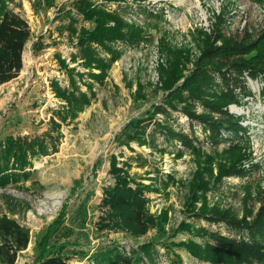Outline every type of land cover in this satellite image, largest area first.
Masks as SVG:
<instances>
[{
	"label": "rangeland",
	"instance_id": "obj_1",
	"mask_svg": "<svg viewBox=\"0 0 264 264\" xmlns=\"http://www.w3.org/2000/svg\"><path fill=\"white\" fill-rule=\"evenodd\" d=\"M9 6L27 20L31 39L23 51L21 71L0 86V140L10 134H40L51 130L53 120L61 124L58 151L35 159L26 180L0 189V214L12 215L29 231L28 245L17 253L14 264H34L40 238L53 226L47 245L51 250L58 248L68 257L69 264H96L91 255L100 249L116 246L129 254L143 243L152 246V264H215L198 258L184 246L173 244L193 240L202 246L205 243L219 246L213 235L248 241L249 235L241 227L222 219L209 220L202 214H190L189 204L194 171L198 164L206 165L209 156L213 160V173L203 175L208 183L203 193L208 207L217 204L220 209L229 210L234 220L252 222L264 205V76L261 73L250 77L244 72L238 82L229 80L239 102L228 105L234 122L219 119L222 125L217 135L200 123L190 122L180 110L168 108L170 114L165 117L157 114L159 121L187 135L200 157L179 140L160 132H156L154 146L132 142L129 147L123 139L130 119L151 104L161 102L165 92L160 88L158 64L167 62L170 50H181L189 57L184 71L187 74L207 47L219 45L222 40L236 44L254 42L264 31V0L111 3L109 8L125 21L141 27L144 37L138 44L117 41L120 57L111 64L102 83L94 82L96 96L90 105L69 123L53 114L60 101L52 92L50 80L67 85L54 53L59 52L68 60L70 53L76 51L75 38L70 40L63 28L68 21L66 11L71 9L79 19L77 27H92L93 22L81 20L72 8L73 0H12ZM38 38L44 47L34 51L33 42ZM101 55L106 56L102 51ZM213 82L214 91L225 87L219 75ZM139 84L143 86L141 89ZM194 105L198 113L204 111L198 102ZM218 117L214 115L215 119ZM152 129L151 124L147 131ZM235 145L243 152L235 166L238 172L216 180L218 163L229 165L232 156L228 149ZM137 153L141 155L138 159ZM143 159L146 163L141 167L139 162ZM166 174L175 181L170 182ZM118 176L122 177L119 181H128L133 187L153 182L151 191L140 193L149 199L146 207L152 216L166 210L163 226H147L143 233H136L125 224L119 225L121 219L112 214V208L101 204L106 196L104 190L111 189ZM197 195L202 194L198 191ZM201 203L202 199L196 201V208ZM181 223L191 228L183 230ZM177 227L180 229L175 232ZM0 264L4 263L0 261ZM240 264L264 262L252 260Z\"/></svg>",
	"mask_w": 264,
	"mask_h": 264
},
{
	"label": "trees",
	"instance_id": "obj_2",
	"mask_svg": "<svg viewBox=\"0 0 264 264\" xmlns=\"http://www.w3.org/2000/svg\"><path fill=\"white\" fill-rule=\"evenodd\" d=\"M123 1L73 0L72 8L75 13L82 21L93 22L92 27L85 25L77 27L79 19L71 9L66 11L68 21L63 28L67 31L70 40L75 38L76 51L70 53L68 60L59 52L54 53L59 69L66 76L67 85H60L56 79L50 80L52 92L60 101L53 114L62 122H73L95 98L94 82L102 83L111 64L121 55V50L115 46L117 41L138 44L143 39L144 31L141 27L125 21L114 9L109 8L111 3L120 4ZM11 2L12 0H0V86L17 77L21 71L23 51L26 43L31 39L27 20L9 6ZM43 47L39 38L33 42L34 51ZM101 51L106 56H102ZM169 52L170 57L167 62L158 64L160 88L166 94L164 93L160 103L151 104L150 108L127 122L123 142L129 147L132 142L138 146H154L156 132H160L179 140L184 147L195 151L196 157H200V152L195 150L191 139L181 132L174 131L165 121H159L157 114L165 117L170 114L168 108L180 110L190 122L195 121L208 127L214 135L218 134L222 125L219 119L223 118L227 123L233 124L234 120L227 107L231 103H238L239 100L229 85V80L238 82V78L244 72L250 77H256L260 73L264 76V31L252 43L236 44L222 40L219 45L205 48L187 74H184V71L190 61L189 57L181 50ZM216 75L221 77L225 85L219 91L211 89ZM138 87L141 89L143 86L139 84ZM195 102L202 105L203 112L196 111ZM214 115L219 117L215 119ZM151 124L153 129L148 132L147 129ZM60 125L53 120L51 130L40 134H10L0 140V189L26 180L35 159L58 151L61 139L58 132ZM52 131L56 133L53 134ZM228 152L232 156L228 160L229 165L218 163L216 180L223 175L238 172L235 166L242 158L243 152L236 145L230 147ZM177 154L180 155L181 152ZM140 156L137 153L136 158ZM206 157L208 158L204 166L198 164L199 159H195L198 168L194 171L192 179L190 214H202L209 220L222 219L233 226H239L249 235L248 241L244 239L236 241L213 235L212 237L219 241V246L208 243L202 246L193 240L179 241L173 245L184 246L198 258L215 264H240L252 260L264 262V205L260 206L252 222H247L245 219L234 220L229 210L220 209L217 204L208 207L203 194L208 188V183L203 180V175L205 173L212 175L213 160L211 161L209 156ZM145 163L143 159L139 162V166L143 167ZM166 176L170 182L175 181L171 175L166 174ZM121 178L118 176L112 188L104 190L106 196L101 203L104 207L112 208V214L121 219L122 223L119 225L125 224L136 233H143L147 226L156 224L163 226L167 220L166 210L160 215L152 216L146 207L149 199L140 193V191H151L153 182L138 183L133 187L128 181H119ZM198 191L202 195H197ZM201 199V206L196 208L195 202ZM190 226L181 223L180 228L189 230ZM54 228L55 226L49 231L48 227L40 238L37 245L38 256L34 264H69L68 257L58 248L51 250L47 245ZM180 228L177 227L175 232ZM196 231L203 232L204 229H196ZM28 242L27 227L20 224L12 215L0 214V261L4 264H14L17 253L24 250ZM91 257L96 264H152L154 251L149 243H143L137 249H131L129 254L115 246L100 249Z\"/></svg>",
	"mask_w": 264,
	"mask_h": 264
}]
</instances>
